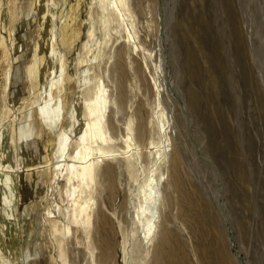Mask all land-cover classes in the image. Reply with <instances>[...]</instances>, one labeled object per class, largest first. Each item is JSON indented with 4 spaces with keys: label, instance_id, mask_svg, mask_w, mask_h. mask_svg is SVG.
<instances>
[{
    "label": "bare ground",
    "instance_id": "obj_1",
    "mask_svg": "<svg viewBox=\"0 0 264 264\" xmlns=\"http://www.w3.org/2000/svg\"><path fill=\"white\" fill-rule=\"evenodd\" d=\"M212 1L217 36L202 0H0V264H39L40 236L52 264L112 260L121 174L119 264H168L176 232L206 264L195 218L214 221L216 264H264V128L242 117L264 121L262 0ZM130 56L148 96L121 119Z\"/></svg>",
    "mask_w": 264,
    "mask_h": 264
},
{
    "label": "rangeland",
    "instance_id": "obj_2",
    "mask_svg": "<svg viewBox=\"0 0 264 264\" xmlns=\"http://www.w3.org/2000/svg\"><path fill=\"white\" fill-rule=\"evenodd\" d=\"M202 1H204V3L207 5V8L209 10V11L205 10L207 18H211L213 23H214L213 32L211 31V36H213V34H216V36H217V26L215 24V21H216L215 7L213 4V1L212 0H202ZM197 2H199V0H184V2L181 5L180 10L182 12H186L187 10L195 9L194 7L196 6ZM261 15H262L261 17L263 18L262 22H263V29H264V0H262ZM28 29H29L30 36L33 37L34 36L33 33H34V29H35V23L32 22L31 27L29 26ZM192 33H193L192 35H194V37L197 38V36H196L197 30L193 27H192ZM194 37L190 36L188 38V42L197 52V49H196V46L194 43L195 42ZM263 39H264V36H263ZM206 46H207L208 50L211 49V45L209 43H206ZM28 47L31 49L30 46H28ZM197 54H198V52H197ZM198 57L200 58L199 54H198ZM128 61H129L130 66L128 64V68H127V83L128 84H127L126 106L122 107V108L120 107L118 114H117V117L121 118V119H123V117H125L126 115L130 114L132 111H134V109L139 104L140 100L141 99L144 100L148 96L147 89H146L145 85L143 84L144 74L140 70H138V68L136 66V61L134 58H132L130 56L128 58ZM130 61H132V62H130ZM112 67H113V69H112L111 75L115 76V74H117V72L114 71L115 70L114 63L112 64ZM0 79H1V76H0ZM203 88L204 89H202V92L205 91V85ZM244 104H245L244 109H243L244 113L242 112L243 113L242 117L245 120L246 125L251 127V129L249 131L253 134L256 133L255 134V136H256L258 129L264 128V121L259 122L258 120H256L254 115H253V118L251 119L249 116L251 110H249V107L247 106L246 103H244ZM112 111L113 110H111L109 112V119H111V121L114 120V115H113ZM246 118H248V119H246ZM249 123H251V124H249ZM256 142H257V158H258V161H260V159H259L260 154L262 155V160H264V140H262V141L257 140ZM35 158L37 159V156ZM105 175H106L105 172H102L100 174V177L103 178L102 183H103V185H109V180H105ZM121 175H118L119 177L116 178V186H120V183H121V194L123 192H126V193H125V198H124L123 204L116 211V216H112L108 213L111 216L113 224L115 225V232L112 234V240L115 244V247L113 250V259L112 260L109 259V261H107L106 264H119L118 263L119 258H120L119 257V254H120L119 249H120V242H121V238H122V233H125L128 230L129 224H130L129 208H128V204H127V202H128L127 198H129V196H128L129 195V185L127 187L126 177L123 176V174H121ZM110 184H111V186L109 185L110 188L113 187L115 190L114 180H111ZM113 195L115 196V194H113ZM113 195H112V199H113ZM38 201L39 200L36 199L38 206H36V210L34 211L32 217L27 218L28 220L26 219L23 222L24 224H22L23 225V236L30 233L31 229L40 230V227H41V220L40 219H41V213L43 212L42 211L43 205ZM111 205H112V203H111ZM246 212L249 215L248 211H246ZM31 221H33V223H30ZM211 222L214 223L213 219H211ZM211 222L205 223V222H202V220L195 218L194 219V228H195L196 232L192 231L194 234H192V232L190 233V236H192L194 238L193 240H194L196 247L198 246L197 252H198L199 258L201 260L205 261L206 264H216V256H215V248L216 247H215V245H219V240L218 241L216 240L217 237L215 236V233H214V227L212 225H209ZM97 226L100 229V232L102 233V235H104L105 232L108 231L107 227L101 226L99 224ZM94 235H95L96 240L101 239L100 234L98 235V234H96V232H94ZM175 236H177L179 238H173L171 240V249H170L171 253L168 255V258H167L168 264H180L181 262L186 261V259H188V263L186 261V264H195L194 258L191 255H189L188 252H185V250L183 248V244L181 243V240H187L188 237L186 239L183 237H180L177 232L175 233ZM26 241L30 242V241H33V239H29L27 237L26 240H23V242H26ZM46 241L47 240L44 236H40L38 241H37L38 246L42 247V252H43L40 254V256L38 255L36 257V259H38L39 264H50V263L52 264V262H50L51 260L49 261L48 249H46V247H45L47 245ZM27 242H26V244H27ZM260 242H263V244H264L263 240H261ZM260 242L254 241V246L255 247L258 246V247H256V251L257 250L259 251V252L257 251L258 253H261V251H262V247H261ZM34 243L35 242L33 241V244ZM258 248H260L261 251ZM105 251H106L105 248L101 245L99 248L96 249V254L100 255V254H103ZM44 254L46 256H44ZM79 259H80L81 263L83 262V264L86 262V258L83 257L82 253L79 254ZM259 262L260 261L257 260V263H259Z\"/></svg>",
    "mask_w": 264,
    "mask_h": 264
}]
</instances>
